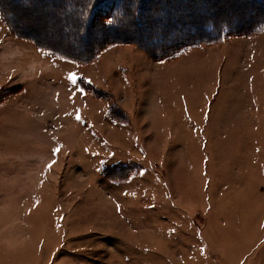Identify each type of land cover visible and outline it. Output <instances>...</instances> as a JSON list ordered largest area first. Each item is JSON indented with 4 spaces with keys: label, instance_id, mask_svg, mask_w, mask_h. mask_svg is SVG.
<instances>
[{
    "label": "rangeland",
    "instance_id": "374dc122",
    "mask_svg": "<svg viewBox=\"0 0 264 264\" xmlns=\"http://www.w3.org/2000/svg\"><path fill=\"white\" fill-rule=\"evenodd\" d=\"M23 1L18 32L54 41L57 0ZM0 264H264V31L78 64L0 13Z\"/></svg>",
    "mask_w": 264,
    "mask_h": 264
},
{
    "label": "trees",
    "instance_id": "16d2710c",
    "mask_svg": "<svg viewBox=\"0 0 264 264\" xmlns=\"http://www.w3.org/2000/svg\"><path fill=\"white\" fill-rule=\"evenodd\" d=\"M12 1L0 0V13L15 34L32 39L54 56L78 64H89L102 50L120 43H134L157 59L168 60L190 47L264 31V16H260L264 0H249L253 5L250 15L255 17H246L245 22L231 17L232 11L224 15L219 8L207 13L195 11V16L190 17L192 3L187 0H173L172 5L169 0H57L54 14L62 32H57L54 41L39 42L18 32L19 2ZM21 3L27 6L28 0Z\"/></svg>",
    "mask_w": 264,
    "mask_h": 264
}]
</instances>
